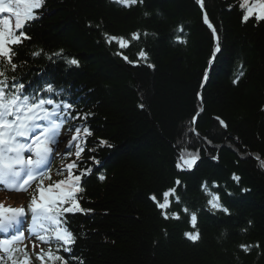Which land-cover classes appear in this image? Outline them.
Masks as SVG:
<instances>
[{
  "label": "trees",
  "instance_id": "obj_1",
  "mask_svg": "<svg viewBox=\"0 0 264 264\" xmlns=\"http://www.w3.org/2000/svg\"><path fill=\"white\" fill-rule=\"evenodd\" d=\"M238 3L205 0L202 10L195 0H145L131 8L112 0H46L43 18L31 28L32 40L24 42L17 62L27 61L22 71L34 85L52 82L71 93L78 110L94 113L86 122L93 132L87 148L96 150L82 154V167H92L93 174L84 178L81 200L82 207L93 211L70 221L77 236L72 255L85 264H264V168L255 159L264 158V23H242ZM203 11L220 39L221 52L212 66L216 41L203 23ZM89 23L129 40L138 30L155 35L120 49L116 42L105 43ZM181 25L183 33H178ZM176 35L187 43H178ZM40 48L49 54L63 49L80 66L32 58L31 51ZM141 48L154 69L115 55L123 51L135 60ZM205 69H210L209 79L201 89ZM240 71L244 75L234 84ZM201 106L197 137L187 129ZM100 139L112 147L99 145ZM186 139L189 150L200 149V160L194 170L179 172L175 164ZM233 173L239 183L232 180ZM99 174L106 179L100 181ZM177 177L186 185L180 189L182 206L204 209L209 197L201 184L216 181L231 211V216L200 211L202 238L195 243L184 236L194 231L187 216L164 220L149 199L152 194L162 198ZM257 243L260 247L248 253L238 247Z\"/></svg>",
  "mask_w": 264,
  "mask_h": 264
},
{
  "label": "snow or ice",
  "instance_id": "obj_2",
  "mask_svg": "<svg viewBox=\"0 0 264 264\" xmlns=\"http://www.w3.org/2000/svg\"><path fill=\"white\" fill-rule=\"evenodd\" d=\"M113 3L131 8L136 5H144L145 0H112ZM196 4L203 10L205 0H195ZM46 0H0V191L24 193L29 195L26 207H12L0 202V264H33V257L39 264H85L84 260L72 255L73 245L77 236L71 230L70 221L76 214L87 215L93 211L91 208L81 206L86 192L83 186L84 178L93 174V168L84 166L82 154L87 150L94 152L95 148H87L88 137L93 135L87 125V120L94 113L83 112L76 107L77 101L72 99L71 93L62 87H57L52 82H44L42 86H32L33 82L27 80L23 74V68L27 61H18V52L25 41H31L29 32L33 25L43 18L42 9L45 8ZM231 9V5L229 6ZM239 9L242 11L241 22L249 23L255 21L264 23V0H239ZM145 17L149 13H144ZM203 23L212 30L216 41L213 56L209 60L211 66L216 53L221 52L220 39L217 29L210 22L206 11H203ZM95 27L101 31L105 43L116 42L120 49L130 46L131 41H139L141 37L155 35L146 30H140L131 34L130 40L124 37L110 35L103 31L100 24ZM183 33V25L176 30ZM178 43L186 44L187 40L182 35H176ZM115 55L120 56L125 62L132 65L146 64L149 68L155 65L149 63V53L141 48L136 54L137 59H129L123 51H117ZM44 56L50 62L63 60L69 67L80 66V61L75 57H69L60 49L53 53H46L44 49L31 51L32 58ZM210 69H205L201 89L209 79ZM243 71L233 80L236 84ZM198 100L203 102L201 92L197 93ZM142 108L143 105L141 104ZM204 111L201 106L192 117L188 133L199 136L195 127L200 113ZM264 111V107L261 108ZM219 125L227 129V123L219 116L215 117ZM72 124L67 132L72 133L70 140L65 145V151L61 152V136L64 134L65 125ZM207 143H211L205 137ZM188 139L184 141L177 156L175 167L179 172L191 171L200 160V149L189 150ZM99 145L112 147L107 140L100 139ZM71 159L56 170L58 180L52 179V164L54 160ZM94 165H100L95 156H89ZM218 160V156H213ZM260 166L264 168V158L255 156ZM97 178L104 181L106 176L99 174ZM232 180L239 183L240 177L232 174ZM45 181H48L45 183ZM222 186L213 181L211 186L207 181L202 182L201 191L209 197L204 209L191 210L184 204L180 195V189L185 188L184 182L177 177L173 185L162 193V198L152 194L149 199L160 210L164 220L182 219V214L188 217V222L194 231L184 232V236L193 243L201 240L198 230V213L208 211L212 215L223 214L231 216L230 209L223 203L219 189ZM225 189L226 185L223 186ZM29 189H32L29 193ZM212 189H217L213 191ZM242 193L249 191L241 189ZM228 196L233 195L227 191ZM171 198V199H170ZM182 206V207H181ZM178 207L179 211L173 208ZM30 217V222H29ZM27 223V228L24 225ZM251 221L248 225L251 226ZM25 231L28 235L25 236ZM246 232L247 229H241ZM166 232V230H165ZM25 240L32 241V249H28ZM23 245V246H21ZM40 245H46L47 250ZM55 245V248H53ZM238 247L245 253L259 248L257 244H240ZM39 248V251L36 249ZM63 251L69 254L70 259L59 253Z\"/></svg>",
  "mask_w": 264,
  "mask_h": 264
},
{
  "label": "rangeland",
  "instance_id": "obj_3",
  "mask_svg": "<svg viewBox=\"0 0 264 264\" xmlns=\"http://www.w3.org/2000/svg\"><path fill=\"white\" fill-rule=\"evenodd\" d=\"M3 15H8L7 13H3V14H0V16H3ZM70 138H71V136L68 138V140H70ZM68 142V141H67ZM52 175V178H54V174H51ZM1 195H3V196H6L5 194H2L1 193ZM2 197V196H1ZM6 197H9V196H6ZM22 197V196H21ZM3 203L7 206V205H11L12 207H15V201L14 200H11V199H9V200H7V199H5L4 201H3ZM21 204V203H20ZM19 204V205H20Z\"/></svg>",
  "mask_w": 264,
  "mask_h": 264
},
{
  "label": "bare ground",
  "instance_id": "obj_4",
  "mask_svg": "<svg viewBox=\"0 0 264 264\" xmlns=\"http://www.w3.org/2000/svg\"><path fill=\"white\" fill-rule=\"evenodd\" d=\"M194 169H195V167H194ZM194 169H193V170H194ZM191 171H192V170H191Z\"/></svg>",
  "mask_w": 264,
  "mask_h": 264
}]
</instances>
